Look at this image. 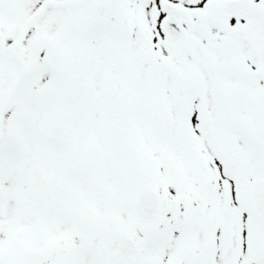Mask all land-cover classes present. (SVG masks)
<instances>
[{
	"label": "snow or ice",
	"instance_id": "snow-or-ice-1",
	"mask_svg": "<svg viewBox=\"0 0 264 264\" xmlns=\"http://www.w3.org/2000/svg\"><path fill=\"white\" fill-rule=\"evenodd\" d=\"M0 264H264V0H0Z\"/></svg>",
	"mask_w": 264,
	"mask_h": 264
}]
</instances>
